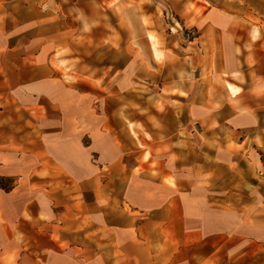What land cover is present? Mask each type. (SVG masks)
Returning <instances> with one entry per match:
<instances>
[{
    "label": "rangeland",
    "instance_id": "1",
    "mask_svg": "<svg viewBox=\"0 0 264 264\" xmlns=\"http://www.w3.org/2000/svg\"><path fill=\"white\" fill-rule=\"evenodd\" d=\"M0 175V264H264V0H0Z\"/></svg>",
    "mask_w": 264,
    "mask_h": 264
},
{
    "label": "trees",
    "instance_id": "2",
    "mask_svg": "<svg viewBox=\"0 0 264 264\" xmlns=\"http://www.w3.org/2000/svg\"><path fill=\"white\" fill-rule=\"evenodd\" d=\"M5 180L13 181V182L10 185H3V184L0 183V189H3L5 191H9V190H11L14 187V180H13L12 177L1 176L0 175V182L5 181Z\"/></svg>",
    "mask_w": 264,
    "mask_h": 264
},
{
    "label": "crops",
    "instance_id": "3",
    "mask_svg": "<svg viewBox=\"0 0 264 264\" xmlns=\"http://www.w3.org/2000/svg\"><path fill=\"white\" fill-rule=\"evenodd\" d=\"M48 175L52 176V175H53V173H49ZM62 175H63V173H62ZM62 175H61V176H62Z\"/></svg>",
    "mask_w": 264,
    "mask_h": 264
},
{
    "label": "bare ground",
    "instance_id": "4",
    "mask_svg": "<svg viewBox=\"0 0 264 264\" xmlns=\"http://www.w3.org/2000/svg\"><path fill=\"white\" fill-rule=\"evenodd\" d=\"M232 90L235 92V90L232 88Z\"/></svg>",
    "mask_w": 264,
    "mask_h": 264
}]
</instances>
